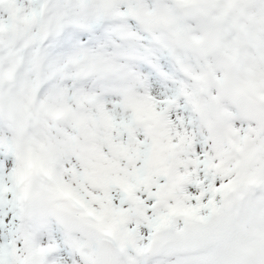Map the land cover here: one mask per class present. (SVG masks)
Here are the masks:
<instances>
[{
  "label": "snow or ice",
  "instance_id": "snow-or-ice-1",
  "mask_svg": "<svg viewBox=\"0 0 264 264\" xmlns=\"http://www.w3.org/2000/svg\"><path fill=\"white\" fill-rule=\"evenodd\" d=\"M0 264H264V0H0Z\"/></svg>",
  "mask_w": 264,
  "mask_h": 264
}]
</instances>
